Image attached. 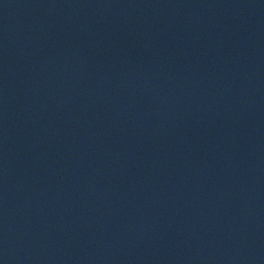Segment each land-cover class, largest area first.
<instances>
[{
	"label": "water",
	"instance_id": "water-1",
	"mask_svg": "<svg viewBox=\"0 0 264 264\" xmlns=\"http://www.w3.org/2000/svg\"><path fill=\"white\" fill-rule=\"evenodd\" d=\"M0 264H264V0H0Z\"/></svg>",
	"mask_w": 264,
	"mask_h": 264
}]
</instances>
